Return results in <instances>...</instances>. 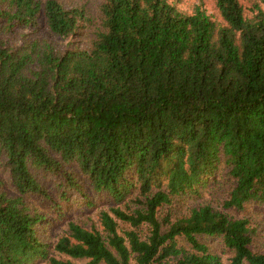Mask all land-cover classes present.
<instances>
[{
	"label": "trees",
	"instance_id": "trees-1",
	"mask_svg": "<svg viewBox=\"0 0 264 264\" xmlns=\"http://www.w3.org/2000/svg\"><path fill=\"white\" fill-rule=\"evenodd\" d=\"M180 1L0 0V264H76L42 236L63 220L53 248L84 264H264L248 216L199 201L218 184L222 208L264 206V0ZM41 22L93 27L14 34ZM73 199L107 201L101 230Z\"/></svg>",
	"mask_w": 264,
	"mask_h": 264
},
{
	"label": "rangeland",
	"instance_id": "rangeland-1",
	"mask_svg": "<svg viewBox=\"0 0 264 264\" xmlns=\"http://www.w3.org/2000/svg\"><path fill=\"white\" fill-rule=\"evenodd\" d=\"M65 6L72 7V6H82L85 9L87 14H96L98 10V5L101 0H60ZM241 3L245 7V11L248 12L249 8L252 4V0H240ZM200 3L202 7L208 12L213 14L215 17H218V10L215 6L214 0H181L178 4L183 9L190 11L194 4ZM43 21V19H41ZM44 22V21H43ZM41 22L40 25L36 28L32 27H22L19 26L16 29V34L19 36L21 32H32L34 36H44L48 39L56 40L61 44H65L68 41H72L71 44H78V45H85L87 42V38L90 35V30L93 27L92 23H88L84 28L80 29L78 33L72 34L66 38H63L58 35H53L50 33L45 26V23ZM223 185H210L202 195V198L199 201H206L211 203L213 206L224 210L229 215L235 216H248L251 220L252 226L254 227V236L250 247L255 251H262L264 252V206L262 205H254L251 202L246 203L242 210H237L234 208H222L220 206L221 200L224 198ZM107 201L105 202L104 199H100L96 201L95 205L92 207L86 206L83 203H80L79 200L73 199L71 206H69L67 210V218L75 219L80 224L84 226H91L94 225L98 229H102V226L99 221L98 212L101 207L104 205L107 206ZM133 206V203H132ZM165 212V206L160 209L159 216L161 217L162 214ZM118 223V231L122 234L126 230L135 229L137 233L140 234L142 238H144L148 234V224L142 223L137 227H133L127 222L117 220ZM66 223L65 221H57L54 222L50 227L42 232V236L44 240H47L50 243V253L54 254L57 257L62 258H70L76 264H84L87 258H73L69 257L68 255L62 254L57 252L53 248V243L57 239L59 235L62 234L63 229L65 228ZM180 242H183L180 239ZM36 264H44L43 260H38ZM130 264H137L135 259L132 257L130 259Z\"/></svg>",
	"mask_w": 264,
	"mask_h": 264
}]
</instances>
